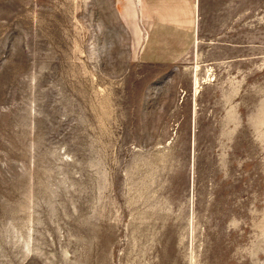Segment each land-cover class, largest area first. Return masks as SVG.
Returning a JSON list of instances; mask_svg holds the SVG:
<instances>
[{
  "label": "rangeland",
  "instance_id": "obj_1",
  "mask_svg": "<svg viewBox=\"0 0 264 264\" xmlns=\"http://www.w3.org/2000/svg\"><path fill=\"white\" fill-rule=\"evenodd\" d=\"M195 5L0 0V264H264V0Z\"/></svg>",
  "mask_w": 264,
  "mask_h": 264
},
{
  "label": "crops",
  "instance_id": "obj_2",
  "mask_svg": "<svg viewBox=\"0 0 264 264\" xmlns=\"http://www.w3.org/2000/svg\"><path fill=\"white\" fill-rule=\"evenodd\" d=\"M139 1L147 33L140 54L142 62L153 65L177 63L195 37V0Z\"/></svg>",
  "mask_w": 264,
  "mask_h": 264
},
{
  "label": "bare ground",
  "instance_id": "obj_3",
  "mask_svg": "<svg viewBox=\"0 0 264 264\" xmlns=\"http://www.w3.org/2000/svg\"><path fill=\"white\" fill-rule=\"evenodd\" d=\"M197 82V81H196Z\"/></svg>",
  "mask_w": 264,
  "mask_h": 264
}]
</instances>
